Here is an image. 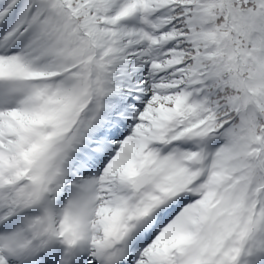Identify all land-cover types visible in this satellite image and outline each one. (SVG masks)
<instances>
[{
  "label": "snow or ice",
  "instance_id": "obj_1",
  "mask_svg": "<svg viewBox=\"0 0 264 264\" xmlns=\"http://www.w3.org/2000/svg\"><path fill=\"white\" fill-rule=\"evenodd\" d=\"M0 264H264V0H0Z\"/></svg>",
  "mask_w": 264,
  "mask_h": 264
}]
</instances>
